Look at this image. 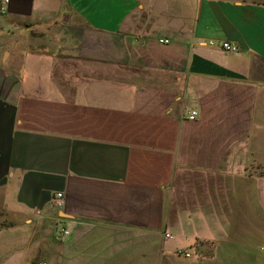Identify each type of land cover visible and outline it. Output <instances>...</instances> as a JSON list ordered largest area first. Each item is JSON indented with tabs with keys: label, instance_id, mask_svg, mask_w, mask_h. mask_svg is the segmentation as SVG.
<instances>
[{
	"label": "crops",
	"instance_id": "0c3cea01",
	"mask_svg": "<svg viewBox=\"0 0 264 264\" xmlns=\"http://www.w3.org/2000/svg\"><path fill=\"white\" fill-rule=\"evenodd\" d=\"M3 222L0 264H264V0H11Z\"/></svg>",
	"mask_w": 264,
	"mask_h": 264
},
{
	"label": "built area",
	"instance_id": "2783aa9c",
	"mask_svg": "<svg viewBox=\"0 0 264 264\" xmlns=\"http://www.w3.org/2000/svg\"><path fill=\"white\" fill-rule=\"evenodd\" d=\"M11 0H0V15H5L10 7ZM162 43H168V40H160ZM210 45H213V42H209ZM221 48L227 52H240V47L234 43V42H223L221 44ZM198 116V112L196 110H193L190 112L188 118L191 120L196 119ZM54 203L57 207H62L63 205V199H62V193H57L54 196ZM61 232L64 235H68L69 231L66 229H61ZM169 237V236H168ZM178 254L181 256H184L186 258H191L192 254L187 250H180L178 251ZM40 264H47L46 262H41Z\"/></svg>",
	"mask_w": 264,
	"mask_h": 264
},
{
	"label": "trees",
	"instance_id": "16d2710c",
	"mask_svg": "<svg viewBox=\"0 0 264 264\" xmlns=\"http://www.w3.org/2000/svg\"><path fill=\"white\" fill-rule=\"evenodd\" d=\"M6 225H9V223L8 222H3V223L0 224V227L1 226H6Z\"/></svg>",
	"mask_w": 264,
	"mask_h": 264
}]
</instances>
